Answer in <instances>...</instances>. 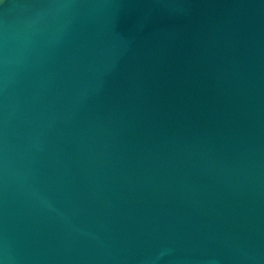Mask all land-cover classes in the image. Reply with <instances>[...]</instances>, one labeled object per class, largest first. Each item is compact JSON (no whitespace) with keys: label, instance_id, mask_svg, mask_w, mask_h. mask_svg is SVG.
I'll list each match as a JSON object with an SVG mask.
<instances>
[{"label":"water","instance_id":"water-1","mask_svg":"<svg viewBox=\"0 0 264 264\" xmlns=\"http://www.w3.org/2000/svg\"><path fill=\"white\" fill-rule=\"evenodd\" d=\"M0 264H264V0H3Z\"/></svg>","mask_w":264,"mask_h":264},{"label":"snow or ice","instance_id":"snow-or-ice-1","mask_svg":"<svg viewBox=\"0 0 264 264\" xmlns=\"http://www.w3.org/2000/svg\"><path fill=\"white\" fill-rule=\"evenodd\" d=\"M3 2V0H0V3H2Z\"/></svg>","mask_w":264,"mask_h":264}]
</instances>
